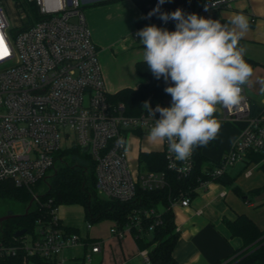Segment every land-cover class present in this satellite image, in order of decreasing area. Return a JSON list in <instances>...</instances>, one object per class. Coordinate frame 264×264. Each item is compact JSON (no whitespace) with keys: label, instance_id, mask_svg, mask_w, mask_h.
Wrapping results in <instances>:
<instances>
[{"label":"built area","instance_id":"2783aa9c","mask_svg":"<svg viewBox=\"0 0 264 264\" xmlns=\"http://www.w3.org/2000/svg\"><path fill=\"white\" fill-rule=\"evenodd\" d=\"M112 1L0 0V182L28 189L35 201L39 200L41 187H46L55 172L57 154L73 147L94 161L95 188L104 198L127 202L135 197L138 187L151 191L168 186L164 172L132 169L129 137L133 133L148 136L155 119L146 112L128 115L123 103L111 101L99 50L86 22L84 7ZM238 1L195 0L192 6L181 9L185 15L195 13L215 20L232 10ZM9 6L19 27L9 21ZM150 25L175 29L176 22L165 23L142 13L131 33L132 39L140 42L137 32ZM242 96L238 106L231 110L222 107V113L233 120L247 119L249 126L219 166L210 172L214 178L246 162L249 154L264 153V105L259 114L252 116L244 89ZM159 116L156 114L155 118ZM162 153L168 171L179 178L191 175L195 150L189 159L176 161L165 141ZM211 182H201L197 192ZM38 184L39 190H35ZM192 200L181 195L172 207H188ZM58 209L53 210L51 220L38 221L32 239L27 240L25 234L17 239V245L0 247V255L23 251L26 257L40 256L64 264L68 261L63 251L84 243L85 263L92 264L93 255L101 252L103 241L88 242L79 234L68 232ZM161 215L154 208L144 210L122 228L112 225L110 233L118 239L128 235L135 239L146 231L143 219L151 220L148 231H152L161 224ZM142 254V264H151L148 251Z\"/></svg>","mask_w":264,"mask_h":264},{"label":"trees","instance_id":"16d2710c","mask_svg":"<svg viewBox=\"0 0 264 264\" xmlns=\"http://www.w3.org/2000/svg\"><path fill=\"white\" fill-rule=\"evenodd\" d=\"M114 1V0H113ZM143 14L152 11L158 0H133ZM195 0H165L160 6L161 12L171 13L177 8L190 7ZM159 13L151 16L159 19ZM221 23H228V19L218 17ZM174 31L175 29H167ZM144 48V46H142ZM253 70L261 65L258 61L244 56ZM264 66V64H263ZM138 77L145 79L138 88H123L111 96L114 103H123L128 115L136 116L144 112L142 108L144 101H149L154 109L157 104L161 107L171 106V96L164 91L165 81L163 78L157 80L148 69L144 61L135 64ZM261 108L251 104V115L259 114ZM159 114V113H156ZM209 144L206 146L208 147ZM206 147L195 149V165L193 172L187 178H179L175 173L168 171L165 157L162 152H141L139 165L144 171L164 172L168 179V186L159 190H144L138 187L135 197L127 202L107 199L98 194L95 188L96 175L94 161L79 148H71L57 154L58 163L54 174L47 182L45 192L39 195V200L34 201L28 215L10 219L0 225V247L17 245L18 240L14 238L15 232L26 229L27 233H34L38 221L51 220L53 210L62 205H79L85 212L87 221L97 224L101 221H111L119 228L124 227L136 218L140 212L156 209L162 212L161 224L148 231L151 224L150 219H143L145 232L134 240L139 250H147L151 264H178L173 256L179 232L175 225V215L172 203L181 195L194 199L197 196V188L203 181H212L232 189L239 197H244V192L236 185V178L225 173L219 177H212V172L219 166L220 161L214 163L208 160L202 150ZM61 160V161H60ZM246 162L248 164H260L264 172V153L256 152L249 154ZM38 184L35 190H39ZM256 192L264 191V186ZM0 198L19 202L25 209L33 200L32 193L26 189L15 186L11 182H0ZM25 212V210L23 211ZM224 224L230 232L231 237L240 238L242 246L234 251L226 260L216 264H264V229H261L249 216L240 214L233 221L224 219ZM70 233L80 234L79 229L64 225ZM148 231V233H147ZM26 233V234H27ZM137 234V232H135ZM88 242H93L87 239ZM0 264H59L55 259L34 256L26 257L23 251L15 255H0ZM64 264H86L85 256L75 257ZM96 264H101L98 262ZM131 264V263H126Z\"/></svg>","mask_w":264,"mask_h":264},{"label":"clouds","instance_id":"9594fccd","mask_svg":"<svg viewBox=\"0 0 264 264\" xmlns=\"http://www.w3.org/2000/svg\"><path fill=\"white\" fill-rule=\"evenodd\" d=\"M220 2V0H218ZM165 0H158L148 17L159 13L165 23L175 21V30L150 25L137 32L144 46L143 61L152 75L171 85L164 88L171 106L153 109L149 101L142 108L155 119L149 141L168 145L176 161L189 159L197 147L216 139L221 122L215 117L218 106L227 110L238 106L243 86L253 75L246 62V46L240 40L250 28L248 17L233 15L228 23L195 13L161 12ZM216 4L214 3L213 6ZM207 10V5L205 6ZM159 113V119H156Z\"/></svg>","mask_w":264,"mask_h":264},{"label":"crops","instance_id":"0c3cea01","mask_svg":"<svg viewBox=\"0 0 264 264\" xmlns=\"http://www.w3.org/2000/svg\"><path fill=\"white\" fill-rule=\"evenodd\" d=\"M134 3L133 0H130ZM256 0H239L235 3L230 11L223 13V17L230 18L238 13H242L248 17L250 28L244 38L240 40V44L246 46L245 56L258 61L262 66L264 64V15L258 17L255 12ZM135 4V3H134ZM136 5V4H135ZM137 7V5H136ZM138 8V7H137ZM139 9V8H138ZM142 12L139 9V19L134 20L137 24L141 19ZM261 19V20H260ZM260 20V21H259ZM91 32V31H90ZM92 37V34H91ZM93 42L98 46V36ZM135 44L143 45L140 42ZM126 47H123L125 49ZM144 50V48L142 47ZM105 61V60H104ZM141 60L133 61L135 64ZM107 65V63H106ZM102 67V66H101ZM104 66L103 76L106 87L110 96L117 93L123 88H138L146 80L138 77L136 80L126 79L116 83L110 77V70ZM115 69V66L113 70ZM261 71L258 67L255 68L252 77L243 86L244 93L248 97L252 105L262 108L264 105V82L259 90L253 88L255 75ZM136 73V70H135ZM115 85L117 87H115ZM166 87V83H165ZM220 106H218L219 108ZM215 117L221 122V129L216 139L210 141V145L202 150V154L210 161L217 163L223 156L229 152L235 141L241 133L249 126L247 119L233 120L225 118L223 113L218 111ZM164 143H153L149 141L147 135L133 133L129 137L128 158L130 165L134 171L140 169L139 155L141 152H162ZM236 178V185L244 192V197H239L232 189L225 187L222 184L211 182L207 188L197 192V196L192 200L188 207L181 205L173 206L175 215V225L179 232V239L176 243L173 256L178 264H216L226 260L234 251L242 246L240 238L231 237L229 230L224 224V219L235 220L238 215L246 214L249 216L261 229H264V191L256 192L264 186V172L260 169V164L247 162L239 163L231 167L226 172ZM79 205H62L59 207L58 216L65 226L75 228L69 223H65V218L70 214L65 212L64 207H74ZM82 207V206H80ZM83 209V207H82ZM85 216V212L83 209ZM113 223H109L108 236L102 237L96 233L87 236V239L93 241H103L102 250L98 254L93 255L92 264L103 262L99 256L104 253L105 246L110 239H115L111 235L110 229ZM130 236V235H128ZM130 238L136 242L132 236ZM135 255L132 253L126 254L122 250V259L114 256L116 264H133ZM97 258V259H96ZM96 259V260H95ZM120 259V261H118Z\"/></svg>","mask_w":264,"mask_h":264},{"label":"rangeland","instance_id":"374dc122","mask_svg":"<svg viewBox=\"0 0 264 264\" xmlns=\"http://www.w3.org/2000/svg\"><path fill=\"white\" fill-rule=\"evenodd\" d=\"M83 10L93 40H96V36L100 38L98 40V46L101 51L99 62L103 71L104 66H107L110 70V77H112L115 83L117 80H119V83L126 79L136 80L138 77L133 67V61L141 60L144 53V50L140 47L141 45L135 44V41L131 37V33L136 26L134 20L136 19L137 21L139 19V9L136 5L130 0H114L103 4L89 5L84 7ZM8 12L11 25L19 27L20 24L11 6L8 8ZM255 12L258 17H263L264 0H256ZM123 47L126 48L123 49ZM114 66L115 69L113 70ZM257 67L261 71L255 75V82L253 84L255 90H259L261 84L264 82V66L259 65ZM170 85L171 81L169 80L166 83V87ZM115 87L117 86L115 85ZM45 189L43 185L40 193L45 192ZM24 210L23 204L0 198V217L23 214ZM63 210L70 213L65 218V223H69L79 229V235L82 239H87L88 234L92 235L94 233L102 237L108 236L110 221L104 220L93 224L86 220L83 209L80 206L64 207ZM89 225H91V228L88 229ZM26 238L27 240L32 239L33 234L27 233ZM122 250L126 254L132 253L135 255L133 264H142V251L138 249L130 236H125L122 239H110L105 246L104 253L99 256L103 260L102 264H116L114 256L122 259ZM85 253L84 243H80L64 250L63 256L67 257V261H69L75 257H83ZM61 257L62 254L59 259Z\"/></svg>","mask_w":264,"mask_h":264},{"label":"water","instance_id":"95a60500","mask_svg":"<svg viewBox=\"0 0 264 264\" xmlns=\"http://www.w3.org/2000/svg\"><path fill=\"white\" fill-rule=\"evenodd\" d=\"M218 112L222 113V107L218 108ZM34 201H35V198H33V200L29 203V205L27 206V208L25 209V212L23 214L7 215V216H4V217H0V225H2L4 222H6V221H8L10 219H14V218H18V217H21V216H24V215H28L29 212H30V209H31V207H32V205L34 203ZM26 233H27L26 229L19 230V231L15 232L14 238L15 239L21 238Z\"/></svg>","mask_w":264,"mask_h":264}]
</instances>
